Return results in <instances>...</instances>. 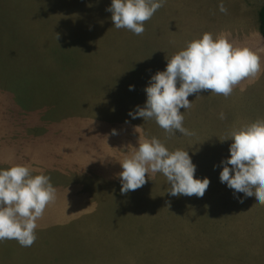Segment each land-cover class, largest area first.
Here are the masks:
<instances>
[{
    "label": "rangeland",
    "instance_id": "obj_1",
    "mask_svg": "<svg viewBox=\"0 0 264 264\" xmlns=\"http://www.w3.org/2000/svg\"><path fill=\"white\" fill-rule=\"evenodd\" d=\"M222 2L223 24L221 0H166L135 35L113 26L111 0H0V168L27 165L57 190L35 243L0 242V264H264V205L219 178L225 138L264 121V0ZM205 32L256 52L259 73L227 97L189 96L181 111L192 135L129 116L151 75ZM151 137L189 152L195 176L210 179L202 198L169 195L160 173L121 193L119 161Z\"/></svg>",
    "mask_w": 264,
    "mask_h": 264
},
{
    "label": "clouds",
    "instance_id": "obj_2",
    "mask_svg": "<svg viewBox=\"0 0 264 264\" xmlns=\"http://www.w3.org/2000/svg\"><path fill=\"white\" fill-rule=\"evenodd\" d=\"M164 3L166 0H111L106 11L116 29L141 35L145 22ZM219 11L227 12L222 0ZM260 67L259 55L250 48L235 47L227 38L205 32L167 58L164 70L151 75L144 89V105L129 111V116L154 119L170 134L192 135L183 123V112L192 106L189 96L210 90L227 97L242 80L259 73ZM133 90L135 85L130 84L129 91ZM219 116L226 118L223 112ZM112 134H116L115 129ZM229 138L230 155L220 161V182L234 196L243 194L264 205V121L243 125L225 139ZM119 162L122 194L143 187L157 173L166 177L171 196L202 198L210 184L208 177L195 176L196 165L187 150L170 151L157 137L138 141L135 151ZM32 171L24 164L0 168V242L16 240L22 247H31L37 239L38 219L56 199L51 178L43 173L33 176ZM238 202L243 203V199Z\"/></svg>",
    "mask_w": 264,
    "mask_h": 264
},
{
    "label": "trees",
    "instance_id": "obj_3",
    "mask_svg": "<svg viewBox=\"0 0 264 264\" xmlns=\"http://www.w3.org/2000/svg\"><path fill=\"white\" fill-rule=\"evenodd\" d=\"M257 16H258L259 31L260 34L264 37V2L258 9Z\"/></svg>",
    "mask_w": 264,
    "mask_h": 264
},
{
    "label": "crops",
    "instance_id": "obj_4",
    "mask_svg": "<svg viewBox=\"0 0 264 264\" xmlns=\"http://www.w3.org/2000/svg\"><path fill=\"white\" fill-rule=\"evenodd\" d=\"M188 8V7H187ZM190 9V8H189ZM229 11H230V9H228V12H227V14L224 16V18L222 19V24L224 23V21H225V17L229 14ZM192 12L190 13V15H186L185 13H181V12H176V11H174L173 10V12L171 13V15H173V16H175V18H176V15H179V16H184L185 15V17H187V18H189L190 16L191 17H193L192 15ZM184 22H186L187 21V19H185V20H183ZM185 28H191V26H192V24L191 25H189L188 24V26L186 27L185 26V23H184V25H183ZM222 27H223V25H222ZM182 28V27H181Z\"/></svg>",
    "mask_w": 264,
    "mask_h": 264
}]
</instances>
